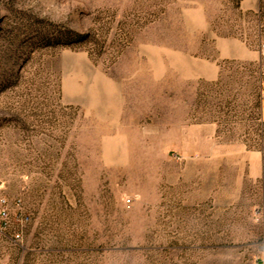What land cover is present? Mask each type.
Masks as SVG:
<instances>
[{
  "label": "rangeland",
  "instance_id": "rangeland-1",
  "mask_svg": "<svg viewBox=\"0 0 264 264\" xmlns=\"http://www.w3.org/2000/svg\"><path fill=\"white\" fill-rule=\"evenodd\" d=\"M240 4L0 0V264H264V0Z\"/></svg>",
  "mask_w": 264,
  "mask_h": 264
},
{
  "label": "crops",
  "instance_id": "crops-1",
  "mask_svg": "<svg viewBox=\"0 0 264 264\" xmlns=\"http://www.w3.org/2000/svg\"><path fill=\"white\" fill-rule=\"evenodd\" d=\"M239 1H241L239 8L243 11H246V10H255L259 8L261 0H239Z\"/></svg>",
  "mask_w": 264,
  "mask_h": 264
},
{
  "label": "built area",
  "instance_id": "built-area-1",
  "mask_svg": "<svg viewBox=\"0 0 264 264\" xmlns=\"http://www.w3.org/2000/svg\"><path fill=\"white\" fill-rule=\"evenodd\" d=\"M262 46H263V48H264V44H263ZM262 98H263V101H264V91L262 92ZM130 202H131V201H128V204H130ZM1 215H2L3 218H4V217L6 218V217H7V213H6V211L3 210V212H2ZM17 238H19V236H17Z\"/></svg>",
  "mask_w": 264,
  "mask_h": 264
}]
</instances>
